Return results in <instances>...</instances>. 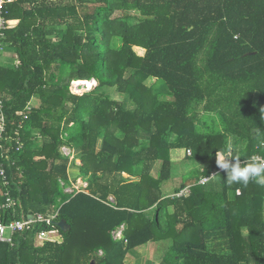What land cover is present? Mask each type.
<instances>
[{
    "label": "trees",
    "instance_id": "16d2710c",
    "mask_svg": "<svg viewBox=\"0 0 264 264\" xmlns=\"http://www.w3.org/2000/svg\"><path fill=\"white\" fill-rule=\"evenodd\" d=\"M2 11L13 62L0 60V165L16 204L1 213L58 211L70 229L61 243L34 242L45 224L16 233L0 264H129L161 241L158 264H264V187L229 186L216 165L228 150L264 158V0H13ZM62 147L78 154L87 192L64 191L76 177ZM176 149L196 167L178 184Z\"/></svg>",
    "mask_w": 264,
    "mask_h": 264
},
{
    "label": "built area",
    "instance_id": "2783aa9c",
    "mask_svg": "<svg viewBox=\"0 0 264 264\" xmlns=\"http://www.w3.org/2000/svg\"><path fill=\"white\" fill-rule=\"evenodd\" d=\"M13 0H0V60L4 61V55H5V47L3 46V43H1V38L3 37V30L7 26L6 19L4 18L2 7L3 4L12 2ZM31 109V105L26 107L27 112H29ZM6 129V118L5 113L3 110L2 101L0 100V141L3 138V133ZM67 148L69 150V153L66 155L69 156L70 161L72 158L70 157V153H73V150L69 149L68 147H62ZM187 155H191V150L187 149L186 151ZM253 158H260L264 159L261 156H253ZM209 178L208 177H202L199 180V183L203 184L207 182ZM10 181L6 176L5 168L0 165V190H1V196L2 201H0V242L13 244V236L16 233H22L25 231L32 230L36 224H45L47 228L41 229L40 231L36 232L35 234V240L37 243L42 244L44 242H55V243H61L63 241V235L60 232V228L56 226L55 222L58 221V211L55 213L44 215L42 213H25L21 211L20 216L18 218H10V219H4L2 215V211L6 212L9 209H13V207L16 204V200L12 197L10 194ZM74 188H70V191H86L87 183L85 181H82L80 178L76 179L73 185ZM189 194V187H185L183 190H181L179 193H177V196H186ZM109 200L112 201V197H109ZM19 208H21V204L19 203ZM122 230L123 226H121L120 230L113 231V237L114 239H122Z\"/></svg>",
    "mask_w": 264,
    "mask_h": 264
},
{
    "label": "rangeland",
    "instance_id": "374dc122",
    "mask_svg": "<svg viewBox=\"0 0 264 264\" xmlns=\"http://www.w3.org/2000/svg\"><path fill=\"white\" fill-rule=\"evenodd\" d=\"M4 62H7L8 64H12V62H13L12 52L9 49L6 52V56L4 55ZM145 82L147 85H149L152 82H154V79L149 78ZM93 87H94V85L91 87L90 84H88V81L87 82L74 81L71 83L70 90H71V92H73L75 94H82L83 92H86L85 90L89 91ZM107 91L109 92L110 90L107 89ZM158 91L160 93H162V95H161L162 98H166V99L170 98L167 95V91L165 89V86H163V85L159 86ZM112 97L117 99V100L122 99V97H120L116 93H112ZM127 104L130 107L133 106L132 102H130V101H127ZM60 151H61V153L65 154V155L67 153H69V150L67 148H61ZM173 153H174V151L172 150V154ZM178 155H179L177 157L178 161H174L175 166H174V171H173L174 181L177 184L181 181V178L185 172L193 170L194 168H196L194 162L188 161V160H186V158H184L186 156L184 151H179ZM70 157L72 158V160H71L72 164L70 165V169H69L70 175L72 178H75L79 175L78 169L76 166V162L79 163L80 160L78 158V154L75 152L70 153ZM172 157L174 158V155H172ZM69 161H70V158H69ZM73 162H74V164H73ZM70 188L71 187L68 185L65 187L64 191L65 192L70 191ZM120 228L121 227H119L116 231L120 230ZM34 242H36V240ZM168 244H169V241H161V242H156V243H148V244L143 245L139 248H136L134 251H130L128 253L127 262L129 264H158V262L161 260L162 255L166 251Z\"/></svg>",
    "mask_w": 264,
    "mask_h": 264
},
{
    "label": "clouds",
    "instance_id": "9594fccd",
    "mask_svg": "<svg viewBox=\"0 0 264 264\" xmlns=\"http://www.w3.org/2000/svg\"><path fill=\"white\" fill-rule=\"evenodd\" d=\"M231 150L216 156V165L225 174L227 185L253 182L264 187V159L240 160L230 154Z\"/></svg>",
    "mask_w": 264,
    "mask_h": 264
},
{
    "label": "water",
    "instance_id": "95a60500",
    "mask_svg": "<svg viewBox=\"0 0 264 264\" xmlns=\"http://www.w3.org/2000/svg\"><path fill=\"white\" fill-rule=\"evenodd\" d=\"M85 91H87V90H85ZM55 224L63 232H66V231H68L70 229L69 224L64 219H60V220L56 221ZM92 264H94V263L92 262Z\"/></svg>",
    "mask_w": 264,
    "mask_h": 264
},
{
    "label": "crops",
    "instance_id": "0c3cea01",
    "mask_svg": "<svg viewBox=\"0 0 264 264\" xmlns=\"http://www.w3.org/2000/svg\"><path fill=\"white\" fill-rule=\"evenodd\" d=\"M31 104H32L33 106H35V105L37 104V100L34 99V100L32 101ZM173 151H174V153H173L172 155H174V158L172 157V160H173V161H178V159H177V157L179 156V155H178V152H179V151H184V149H176V150H173ZM76 163H77V162H76ZM69 171H70V170H69ZM69 176L71 177L70 174H69ZM71 178H72V177H71ZM79 178L81 179V177H79V176L76 177V179H79ZM81 180H82V179H81ZM82 181H83V180H82Z\"/></svg>",
    "mask_w": 264,
    "mask_h": 264
},
{
    "label": "bare ground",
    "instance_id": "6f19581e",
    "mask_svg": "<svg viewBox=\"0 0 264 264\" xmlns=\"http://www.w3.org/2000/svg\"><path fill=\"white\" fill-rule=\"evenodd\" d=\"M81 82V81H80ZM96 81L95 79H92L90 81H88V84H90V86L92 87L93 85H95Z\"/></svg>",
    "mask_w": 264,
    "mask_h": 264
}]
</instances>
